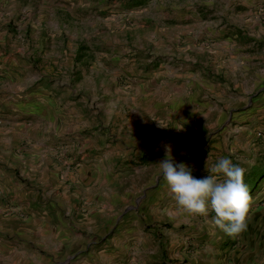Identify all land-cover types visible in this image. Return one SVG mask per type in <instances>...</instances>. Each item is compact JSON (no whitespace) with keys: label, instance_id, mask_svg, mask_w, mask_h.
Returning <instances> with one entry per match:
<instances>
[{"label":"rangeland","instance_id":"rangeland-1","mask_svg":"<svg viewBox=\"0 0 264 264\" xmlns=\"http://www.w3.org/2000/svg\"><path fill=\"white\" fill-rule=\"evenodd\" d=\"M234 1L237 3L232 4ZM243 1L0 0V98L9 96L8 100L12 102L8 110L0 104V127L10 128L16 119L30 127L39 121V116L47 115L38 112L42 108L34 101L38 102L37 98L42 97L40 90L44 91L43 84H50L49 78H53L58 89L61 88L59 83L66 85V74L62 71L67 68L66 61L73 57L72 54L75 60L97 62L107 57L106 65L111 67L110 70L116 67L114 60L121 59V73L116 74L120 77L118 82L124 86L134 78L135 85L146 72L161 70L151 63L167 57L169 49L164 32L169 26L179 25L189 13L196 17L195 13L200 12L199 16L207 14L212 18L215 9L242 8ZM251 9L262 12L264 1L258 0ZM179 42L180 39L176 40L174 52L178 51ZM132 62L134 70L129 67ZM228 79L218 77L220 88L230 86ZM83 83L84 87L89 84L87 80ZM259 85L255 83L253 90ZM61 91L62 95H55L57 106L52 105L53 113L61 110L58 121L87 122L95 128H102L106 121L111 128L117 121L122 120L124 124L134 121V153H130L133 160L126 155L127 159L115 163L118 168L129 167L128 163L133 167L117 170L122 173L115 174L114 165L101 161L105 169L107 167L104 173L102 166V170L97 167L91 170L88 166L99 163L97 161L66 160L72 169L68 168L63 181L66 190L49 193L45 204L53 202L51 205L61 211L60 231L72 237L69 245L56 253L51 249L53 240H44L39 230L36 244L26 250L31 264H231L230 250L234 241L219 227L213 226L211 220L215 213L210 210L205 218L182 210L159 169L166 146L177 163H185L191 168L195 178L209 174L206 160L207 168L211 169L220 158H229L246 169L244 182L252 203L259 200L260 195L254 193L264 190V139L259 137L258 130L253 135V131L246 132L243 128L232 129L233 124L241 127L246 122L227 120L230 99L222 93L209 97V101L203 98L204 104L209 105L213 100L222 109L218 121L210 125L215 111L192 120L190 115L187 121H181L182 111L174 113L173 117L167 112L162 98L158 108L146 113L138 109L143 106L140 97H134V110H131L130 99L123 93L120 95L124 101L122 109L116 112L118 104L115 100L118 98L115 94L101 98L96 91L83 90L73 94ZM203 106L204 111L206 106ZM252 114L256 119L258 115ZM138 123H143L140 132L136 131ZM208 123L210 126H205ZM83 128L80 132L86 133ZM127 128L131 129L130 126ZM66 137L64 134L62 139L65 143L69 138ZM111 137L113 134L108 135V139ZM129 139L127 137L125 143ZM25 141L26 145L21 144L31 148L32 142ZM138 146L146 149L142 151ZM23 210L22 218L27 222L40 214L38 208L32 206ZM64 211L67 214H63Z\"/></svg>","mask_w":264,"mask_h":264},{"label":"crops","instance_id":"crops-1","mask_svg":"<svg viewBox=\"0 0 264 264\" xmlns=\"http://www.w3.org/2000/svg\"><path fill=\"white\" fill-rule=\"evenodd\" d=\"M257 1L244 0L242 8H229L225 11L215 9L212 18L207 14L199 16L200 12L195 13L196 17L190 13L184 15L179 25L169 26L164 32L169 49L166 59L151 63L158 65L161 70L157 73L146 72L135 85L134 78L124 86L118 82L120 77H116V74L121 73V59L115 58L116 67L110 70L111 67L106 65L107 57L97 62L75 60V55L72 54L73 57L66 61L67 68L62 71L66 74V85L59 83L61 88L58 89L51 77L49 85H42V90L45 91L40 90L39 95L42 97L37 98L38 102L34 101L42 108L38 112L47 115L39 116V121L30 127L20 119H16L17 122L10 128L0 127V264H31L32 259L26 250H31L32 245L36 244L39 230L42 231L41 237L44 240H53L51 249L56 253L69 245L72 235L69 236L59 228L61 211L53 206V202L47 201V205L45 204L49 193L56 194L66 190L63 181L70 168L66 160L79 158L97 161L99 163L93 162L88 166L91 170L96 167L100 170L102 166L103 172L107 167L105 169L101 161H106L107 164L109 162L114 165L115 174L133 167L132 163H128L129 167L118 168L115 163L127 159L126 155H129L130 161L133 160L130 153H134V121L130 120L125 124L122 120L117 121L114 128L109 127L107 121L102 124V128L91 127L90 123L81 121H58L61 110L53 113L52 105L54 103L57 106L58 100L55 97L62 95L61 89L72 94L83 90L96 91L101 98L115 94V98H118L115 100L118 104L116 112L122 109L124 101L120 95L123 93L126 94L124 97L130 99V107H133L131 110H134V97H140L143 106L137 108L146 113L158 108L162 98L163 105H166L167 112L172 116L182 111L181 121H187L190 115L192 120L215 111L216 116L210 121V125L218 121L222 109L213 100L209 105L202 100L204 98L209 101V97L222 93L231 102L227 120L246 122L241 127L233 124L232 129L235 131L243 128L246 132L253 131V135L258 130L259 137L264 139V10L256 12L251 9L252 4ZM236 3L234 1L232 4ZM174 31L176 32L173 33ZM169 33L175 35L170 36ZM175 39H180L177 52L173 50H176L173 47ZM51 63L54 64V61ZM132 65L134 62L129 67ZM132 68L134 70L133 66ZM220 76L225 79L228 77L230 86L220 88ZM86 80L89 84L84 87L83 81ZM255 83L263 86L259 85L253 90ZM124 87L127 89L124 90ZM8 98L9 96L6 99L0 98V104L3 103L7 110L12 106ZM125 102L128 103L127 100ZM72 104H75L74 100ZM203 105L206 106L204 111ZM71 109L78 113L74 107ZM253 112L258 115L256 119ZM241 117L244 118L236 120ZM198 121L197 119L196 123ZM123 125L130 126L131 129H126ZM210 125L208 123L205 126ZM83 126L86 133L80 132L84 129ZM140 126L143 123H138L136 131H141ZM96 132L99 134L96 135ZM64 134L69 137L66 143L62 140ZM112 134L114 137L108 139V135ZM178 134L179 132L176 133L177 136ZM127 137L130 139L125 143ZM248 138L249 133L246 140ZM25 140L32 142L31 148H26ZM139 148L142 151L146 149L141 146ZM75 175L74 173V177ZM254 195L264 198V190L259 189ZM259 200L252 203L247 230L238 236H230L234 241V247L230 250L231 264H264V200ZM31 206L38 208L40 213L32 219V223L22 218L25 212L23 209ZM63 214H67V211Z\"/></svg>","mask_w":264,"mask_h":264},{"label":"clouds","instance_id":"clouds-1","mask_svg":"<svg viewBox=\"0 0 264 264\" xmlns=\"http://www.w3.org/2000/svg\"><path fill=\"white\" fill-rule=\"evenodd\" d=\"M205 167L209 174L195 178L191 168L176 162L168 146L165 158L159 161L160 173L182 210L205 218L211 210L215 213L211 220L213 226L229 236L242 234L247 230L252 207V196L244 182L246 169L229 158H220L211 169L207 168L206 160Z\"/></svg>","mask_w":264,"mask_h":264}]
</instances>
